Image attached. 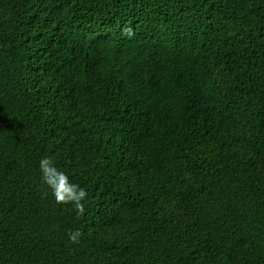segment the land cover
Here are the masks:
<instances>
[{"label": "trees", "instance_id": "1", "mask_svg": "<svg viewBox=\"0 0 264 264\" xmlns=\"http://www.w3.org/2000/svg\"><path fill=\"white\" fill-rule=\"evenodd\" d=\"M0 264H264V0H0Z\"/></svg>", "mask_w": 264, "mask_h": 264}, {"label": "clouds", "instance_id": "2", "mask_svg": "<svg viewBox=\"0 0 264 264\" xmlns=\"http://www.w3.org/2000/svg\"><path fill=\"white\" fill-rule=\"evenodd\" d=\"M126 35L131 38L134 33L131 28L126 30ZM39 170L43 184L51 191L55 203L58 205H71L78 215H83L85 205L83 201L87 198L84 188L69 181L68 175L59 170L52 157H44L39 162ZM69 242L79 244L82 233L77 230H70L67 233Z\"/></svg>", "mask_w": 264, "mask_h": 264}]
</instances>
